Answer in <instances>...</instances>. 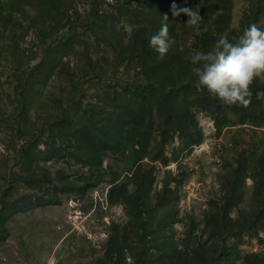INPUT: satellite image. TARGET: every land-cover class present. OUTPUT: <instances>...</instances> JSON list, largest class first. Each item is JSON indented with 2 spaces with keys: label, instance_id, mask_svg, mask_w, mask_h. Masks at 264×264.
Instances as JSON below:
<instances>
[{
  "label": "rangeland",
  "instance_id": "rangeland-1",
  "mask_svg": "<svg viewBox=\"0 0 264 264\" xmlns=\"http://www.w3.org/2000/svg\"><path fill=\"white\" fill-rule=\"evenodd\" d=\"M207 14L196 39L168 5L0 0V264H264V82L247 108L171 87L177 51L264 29V0H231L225 31Z\"/></svg>",
  "mask_w": 264,
  "mask_h": 264
},
{
  "label": "clouds",
  "instance_id": "clouds-1",
  "mask_svg": "<svg viewBox=\"0 0 264 264\" xmlns=\"http://www.w3.org/2000/svg\"><path fill=\"white\" fill-rule=\"evenodd\" d=\"M181 13L187 16L185 24L200 36L203 21L200 12L195 8L177 9L173 5V16ZM174 43L165 15L160 29L150 37L148 46L163 59ZM190 62L198 91L206 89L227 106L247 108L252 102V85L257 79L264 82V29L253 23L231 39L220 35L211 50H194ZM255 95L259 99L264 97V92Z\"/></svg>",
  "mask_w": 264,
  "mask_h": 264
},
{
  "label": "trees",
  "instance_id": "trees-1",
  "mask_svg": "<svg viewBox=\"0 0 264 264\" xmlns=\"http://www.w3.org/2000/svg\"><path fill=\"white\" fill-rule=\"evenodd\" d=\"M130 3L132 5H136L137 8L142 9V8H150L151 10H156L158 7H166V5L173 7V5H175L176 7H181V4L183 2V0H129ZM189 1V0H188ZM201 9H200V14L203 17V21L201 23V35H207L209 34V31H205L206 29V24L207 22L210 20L208 14L205 16V13L208 11V13H214L216 14V18H215V24H220L223 23L224 20V24L218 28V30L220 31H225L228 28V24L230 21V16H231V0H204V2L201 4ZM152 12V11H151ZM172 20L175 18H171ZM209 19V20H208ZM226 19V21H225ZM174 27V26H173ZM175 28V27H174ZM207 32V33H206ZM200 35V36H201ZM200 36H196L194 34V37L200 38ZM211 39V38H210ZM176 49V47H174V45L172 46V48L169 50V52L173 55L174 54V49ZM179 48V47H177ZM149 51H151L152 53H154V55L159 56L156 52L152 51L151 49H149ZM178 55H179V64L183 65L185 68V72L184 74H182V76L178 77L176 81L172 82V86L171 87H175V91L178 92V89L182 88L183 86H180L181 81H183V79H186L187 83L192 82L193 80L196 79L195 76L192 75L191 73V62L190 60L186 59L185 56L183 55V52H179L177 51ZM184 75V76H183ZM177 85V86H176ZM178 87V88H176ZM173 90H169L168 92H166V101L165 103V109L167 110V116L169 118V121H171L172 123H177L178 119H180L182 116H180L179 114V106H178V98L177 95L175 94L176 92ZM150 114H151V120L154 121V109L150 110ZM160 113H157V115Z\"/></svg>",
  "mask_w": 264,
  "mask_h": 264
}]
</instances>
